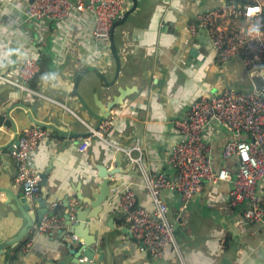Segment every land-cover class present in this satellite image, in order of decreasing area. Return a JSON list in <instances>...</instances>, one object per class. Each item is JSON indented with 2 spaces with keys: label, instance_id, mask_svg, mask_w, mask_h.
<instances>
[{
  "label": "crops",
  "instance_id": "1",
  "mask_svg": "<svg viewBox=\"0 0 264 264\" xmlns=\"http://www.w3.org/2000/svg\"><path fill=\"white\" fill-rule=\"evenodd\" d=\"M32 2L0 0V75L18 81L26 59L37 61L40 71L27 85L31 92L2 82L0 89L10 88L3 94L6 102L26 105L41 121L53 122L58 128L70 131L66 137L53 135L33 153L32 162L38 174L48 173L49 203L62 205V200L68 197L76 205L78 195L84 202L93 201L90 188L93 179L100 185L94 164L102 161L104 149L114 167L120 148L137 146L140 149L132 152V159L147 172L173 176L170 155L180 139L176 121L186 117L189 107L203 95H218L225 89L240 92L255 89L253 77L241 59L220 63L205 32L200 30L195 36L191 33L190 24L196 16L226 8L229 0H138L135 12L123 25L112 29L109 41L101 44L93 38L91 14L76 13L66 21H28L25 10ZM132 7L133 1L128 0L125 13ZM79 71L86 75L78 91L96 114L105 115L111 103L123 96L122 103L104 120L112 122L108 141L91 138V130L99 125L98 121L76 98L66 99L64 104L59 102L64 97L63 91L72 90L74 76ZM42 109L47 111L42 113ZM54 111L65 118L58 119ZM34 127L27 121L19 131ZM88 138L91 146L80 152L81 144ZM233 139L234 135L218 124L209 127L204 139L210 148L213 167L217 171L226 169L231 179L237 173L238 162L236 158L224 159L223 149ZM122 153L123 173L111 178L112 184L120 186L111 189L113 195L105 201L99 220L87 222L100 224L101 234L110 231L107 222L112 215L118 229H129L118 206L111 204L126 188L136 193L140 206L154 210L139 164ZM1 155L0 187L14 197H24L22 187L15 183L17 167L13 156ZM231 186L229 180L207 182L203 191L186 203L178 194L164 191L181 255L169 251L164 259H155L144 245L124 234L112 240L115 253H120L114 258L115 263L264 264V222L249 224L243 216L244 206L231 207ZM3 194L0 244L15 238L26 225L17 202ZM81 209L93 211L87 203ZM34 210L35 214L38 207ZM55 215L63 221L64 227L59 231L68 230L65 219L59 213ZM72 224H77L76 218ZM36 226L24 238L28 240L25 245H18L11 253L10 247L0 248V264H31L36 258L50 255L47 251L59 243L55 239L59 231L40 235ZM92 235L87 231L86 239H93ZM67 238L78 239L70 235ZM26 245L29 248L24 253L22 248ZM16 253L18 258L13 262Z\"/></svg>",
  "mask_w": 264,
  "mask_h": 264
},
{
  "label": "built area",
  "instance_id": "2",
  "mask_svg": "<svg viewBox=\"0 0 264 264\" xmlns=\"http://www.w3.org/2000/svg\"><path fill=\"white\" fill-rule=\"evenodd\" d=\"M13 3L14 0H5ZM128 0H33L25 10L28 21H66L76 13H89L94 20L93 38L101 44L109 41L114 24L125 14ZM226 8L205 11L190 24L195 36L204 31L208 43L220 63L241 59L252 77L264 81V0H229ZM231 21H225V18ZM40 71L34 59L22 64L18 81L0 75V82L31 92L27 85ZM218 124L234 135L223 149L224 159L236 158L238 169L231 179L226 169L213 167L210 148L205 142L209 127ZM179 141L172 149L170 164L173 176L152 175L132 159V152L140 149L120 148L139 164L145 180V190L153 201L154 210L140 206L136 193L126 188L111 204L117 205L133 236L150 251L155 259H164L169 251L181 255V246L175 236L174 222L163 192L178 194L189 202L199 195L207 182L231 181L230 205L244 206L243 216L249 224L264 222V84L259 91L225 89L218 95H203L190 107L184 119L176 121ZM112 122L103 121L98 131L91 130V138L106 140ZM53 132L34 127L23 131L19 146L12 156L17 167L15 183L22 187L34 213L41 193V179L32 162L33 153L40 144L53 137ZM91 146L90 138L80 146L85 152ZM0 192V201L3 199ZM72 221L75 212L69 213ZM64 227L56 215H46L36 226L40 235L54 234ZM29 246H24L25 253Z\"/></svg>",
  "mask_w": 264,
  "mask_h": 264
},
{
  "label": "water",
  "instance_id": "3",
  "mask_svg": "<svg viewBox=\"0 0 264 264\" xmlns=\"http://www.w3.org/2000/svg\"><path fill=\"white\" fill-rule=\"evenodd\" d=\"M132 1V9L127 11L123 15L122 19L114 24L113 29L117 26L123 25L129 16L135 12L138 7V0ZM85 75L86 73L80 71L76 73L73 79L74 85L72 90L63 91L62 95L64 97L59 99V102L64 104L67 102L66 99L76 98L84 107L86 112L97 119L99 125H97L94 130L98 131L102 122L110 116L112 109L122 103L121 101L123 96L120 99H115L113 103H111V105L108 107V112L105 115L96 114L88 106L78 91L79 85ZM253 83L255 90L259 91L264 84V81L261 77L256 76L253 77ZM9 91L10 88L8 87L0 89V158L2 156L1 154L12 155L13 152L16 151L23 133V131H19V127H23L25 124H27V121L36 127H42L52 131L57 137H66L70 134L68 129H60L53 122L47 123L36 118L28 106L23 104H10L9 102H6V98L3 96V94ZM44 111L46 112L47 110L42 109V113H44ZM75 112H77V110ZM54 115H58V119L65 118V116H60L59 112L57 111H54ZM79 117L84 120L83 115H80ZM2 128H4L5 131H2ZM9 132H12L13 135L11 136ZM105 150L106 149H104L102 161L94 164V169L97 171V178L100 180V185H98L93 179V185L90 187L93 191V201L84 202L82 197L78 195V203L76 205H72L71 199L68 197L62 200V205L53 202L52 203L54 205L49 203L48 200L50 195L49 191L47 190L48 173H42L40 174L41 196L36 200V206L38 207V210L34 214L31 212L32 206L25 196L14 197L9 193L8 190L0 187L1 193H6L12 196L17 202L18 209L26 220V225L20 231V233L15 238L0 244V248L10 247L9 253H11L12 250L16 248L24 240V238H26L33 227L43 221L46 215H55L57 213H59V215L65 219V225L68 230L59 231L58 236L55 238L59 243L53 245L47 251L50 254L49 256H47L45 259L36 258L33 262H31V264H116L114 258L117 255H120V253H115V247L112 244V240L125 234L129 236L135 243H140L143 245L142 242L138 241L133 236L130 229H118L114 225V215H112L107 222V227L110 229V231L103 234L100 233V224H94V221L93 224L87 223L90 219L96 221L99 220V214L103 213L105 201L113 195L111 193V189H115L120 186L118 184H112L111 178L123 173V170L121 169V158L123 153L121 151L117 153L115 160L116 166L111 167L108 157L105 154ZM84 203L90 204L93 211H82L81 208ZM67 210H74L77 221L76 225L72 224L70 215L66 213ZM87 231H89V233H93V239H86ZM69 235L72 237L77 236L78 239L67 238ZM82 238L84 239L83 242L80 240ZM147 252L152 256L149 250H147Z\"/></svg>",
  "mask_w": 264,
  "mask_h": 264
},
{
  "label": "trees",
  "instance_id": "4",
  "mask_svg": "<svg viewBox=\"0 0 264 264\" xmlns=\"http://www.w3.org/2000/svg\"><path fill=\"white\" fill-rule=\"evenodd\" d=\"M27 242H28V240L24 239V240L19 244V247L25 245ZM19 247H18V248H19ZM17 255H18V253H16V254L13 255V257H12V261H13V262L17 260V258H18Z\"/></svg>",
  "mask_w": 264,
  "mask_h": 264
}]
</instances>
